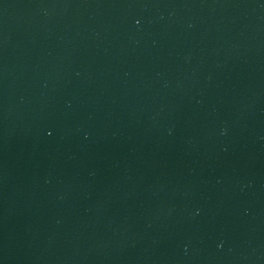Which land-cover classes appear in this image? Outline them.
<instances>
[{
  "label": "water",
  "instance_id": "water-1",
  "mask_svg": "<svg viewBox=\"0 0 264 264\" xmlns=\"http://www.w3.org/2000/svg\"><path fill=\"white\" fill-rule=\"evenodd\" d=\"M0 264H264V0H0Z\"/></svg>",
  "mask_w": 264,
  "mask_h": 264
}]
</instances>
